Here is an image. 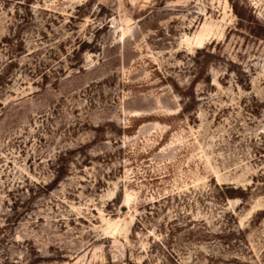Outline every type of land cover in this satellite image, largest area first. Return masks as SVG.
<instances>
[{
	"label": "rangeland",
	"instance_id": "374dc122",
	"mask_svg": "<svg viewBox=\"0 0 264 264\" xmlns=\"http://www.w3.org/2000/svg\"><path fill=\"white\" fill-rule=\"evenodd\" d=\"M0 264H264V0H0Z\"/></svg>",
	"mask_w": 264,
	"mask_h": 264
}]
</instances>
